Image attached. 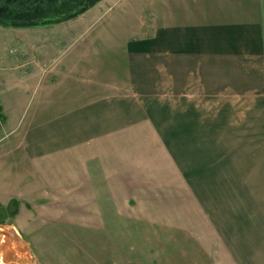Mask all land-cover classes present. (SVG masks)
I'll list each match as a JSON object with an SVG mask.
<instances>
[{
	"label": "crops",
	"instance_id": "1",
	"mask_svg": "<svg viewBox=\"0 0 264 264\" xmlns=\"http://www.w3.org/2000/svg\"><path fill=\"white\" fill-rule=\"evenodd\" d=\"M167 9L61 110L81 58L0 44V264H264V0Z\"/></svg>",
	"mask_w": 264,
	"mask_h": 264
},
{
	"label": "rangeland",
	"instance_id": "2",
	"mask_svg": "<svg viewBox=\"0 0 264 264\" xmlns=\"http://www.w3.org/2000/svg\"><path fill=\"white\" fill-rule=\"evenodd\" d=\"M167 13V0H104L82 17L55 27L20 32L0 29V44L3 43L5 46L23 40L44 43L49 47L48 52L45 53L50 60L49 71L51 68L61 69L66 62L81 58L80 67L74 68L75 65L67 64L64 68L65 73L74 74L80 79L78 83H71L69 90H65V93L69 92L73 95L65 96L64 103L59 101L56 108L53 106V110H61L79 101L77 93L80 92L77 88L84 90L88 84L97 80L106 83L113 74L126 76L129 64L123 46L136 34L143 33L132 29H139L141 26L150 29L152 25L166 23ZM12 49L16 50L15 47ZM16 51L17 54H24L23 50ZM102 87V84L96 83L91 88L96 93ZM58 91L60 92L61 89L59 88ZM71 97L78 98L71 101ZM41 99L39 93L31 95L25 115L30 109L33 110L38 106ZM1 214L3 213L0 212V216ZM86 258L87 256L81 255L75 263L69 264H88ZM126 259V264H136L134 254L126 256Z\"/></svg>",
	"mask_w": 264,
	"mask_h": 264
},
{
	"label": "flooded vegetation",
	"instance_id": "3",
	"mask_svg": "<svg viewBox=\"0 0 264 264\" xmlns=\"http://www.w3.org/2000/svg\"><path fill=\"white\" fill-rule=\"evenodd\" d=\"M97 2L91 9L87 5ZM104 0H0V28L40 30L76 20Z\"/></svg>",
	"mask_w": 264,
	"mask_h": 264
},
{
	"label": "water",
	"instance_id": "4",
	"mask_svg": "<svg viewBox=\"0 0 264 264\" xmlns=\"http://www.w3.org/2000/svg\"><path fill=\"white\" fill-rule=\"evenodd\" d=\"M96 3H97V2L95 1V2H93V3L89 4V5H87L86 10L91 9Z\"/></svg>",
	"mask_w": 264,
	"mask_h": 264
},
{
	"label": "built area",
	"instance_id": "5",
	"mask_svg": "<svg viewBox=\"0 0 264 264\" xmlns=\"http://www.w3.org/2000/svg\"><path fill=\"white\" fill-rule=\"evenodd\" d=\"M0 122H1V117H0Z\"/></svg>",
	"mask_w": 264,
	"mask_h": 264
}]
</instances>
